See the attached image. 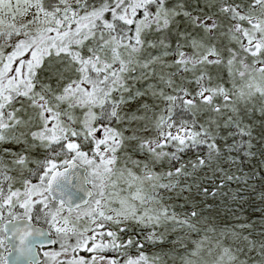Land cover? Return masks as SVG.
<instances>
[{
  "label": "snow or ice",
  "instance_id": "1",
  "mask_svg": "<svg viewBox=\"0 0 264 264\" xmlns=\"http://www.w3.org/2000/svg\"><path fill=\"white\" fill-rule=\"evenodd\" d=\"M257 109L264 0H0V264H264Z\"/></svg>",
  "mask_w": 264,
  "mask_h": 264
},
{
  "label": "rangeland",
  "instance_id": "2",
  "mask_svg": "<svg viewBox=\"0 0 264 264\" xmlns=\"http://www.w3.org/2000/svg\"><path fill=\"white\" fill-rule=\"evenodd\" d=\"M190 2L194 5L196 3V0H190ZM170 3H175V0H170ZM211 71L215 72V69H212ZM225 78H226V73H225ZM136 87H140V85L137 84ZM150 102L151 101H149V103ZM131 107L135 108L136 104L135 103L132 104ZM249 115L250 116L248 117V120L253 121V123H255L256 130L264 133V127H262V124H264V117H261L259 110L257 109L254 113L250 112ZM250 123H252V122H250ZM262 149H264V140H262V142L259 146L257 156L255 158V162H258V164H259L257 166H259L262 175H264V163H262V161H264V157H261L259 154ZM254 169H256V168H254ZM262 178H264V176H259V179H258L259 182H262V186L261 185H257V186L255 185L257 191H259L262 187H264V179H262ZM185 195H187V193H185ZM176 202L177 203H183V200L179 199ZM208 203H213V201L211 199H209ZM260 206H261L260 201L256 197L252 196L251 193H248V203L244 204L243 211L238 213V215L240 216V221L247 219L250 221H257L258 222V220L261 216V213L259 211H257L256 209ZM206 214H208V213H206ZM211 215L215 217V222H216L217 226H223L226 224L227 225H234V224H237L240 222V221H237L234 218V216H232L231 214H229L228 212H226L224 210V203L221 202L219 199H217L216 204H214L213 211H212ZM257 227H259L258 223H257ZM170 239H171V237H170ZM161 247H163L165 249V251H167L168 249L171 248V245H162ZM151 251L159 252L160 248L159 247L155 248V249L150 248L149 252H151ZM169 264H171V261H169Z\"/></svg>",
  "mask_w": 264,
  "mask_h": 264
},
{
  "label": "trees",
  "instance_id": "3",
  "mask_svg": "<svg viewBox=\"0 0 264 264\" xmlns=\"http://www.w3.org/2000/svg\"><path fill=\"white\" fill-rule=\"evenodd\" d=\"M249 114H250V113H249ZM249 116H250V115H249ZM248 121H249V120H248ZM249 122H252V124L254 125V137H255V138H254V140H253V144H254V146H255V147H254V150L258 153L259 146H260L262 140H264V138H262V137H264V133H262V132L256 130V128H255L256 125H255V123H253V121H249ZM246 163L249 164V167L246 168V171L256 168L255 171H256L257 175H256V177H255V181H254V183H255L256 186H257V185H261V186H262V182H259L258 179H259V176H264V175H262L259 166H257V165H259L258 162H255V159H253V160H251L250 162H246ZM233 187H235V186H233Z\"/></svg>",
  "mask_w": 264,
  "mask_h": 264
}]
</instances>
